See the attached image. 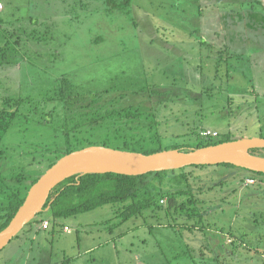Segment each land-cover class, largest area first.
<instances>
[{
  "label": "rangeland",
  "instance_id": "rangeland-1",
  "mask_svg": "<svg viewBox=\"0 0 264 264\" xmlns=\"http://www.w3.org/2000/svg\"><path fill=\"white\" fill-rule=\"evenodd\" d=\"M2 48L0 93L23 97L27 111L2 139L4 170L47 171L38 160L52 157L48 149L110 138L87 131L66 142L62 116L45 117L53 91L149 85L162 99L164 145L192 148L207 129L264 137V0H132L114 10L103 0H0ZM28 98L38 106L31 116ZM188 167L190 195L126 221L120 203L61 218L45 209L0 251V264H264V176Z\"/></svg>",
  "mask_w": 264,
  "mask_h": 264
},
{
  "label": "trees",
  "instance_id": "trees-1",
  "mask_svg": "<svg viewBox=\"0 0 264 264\" xmlns=\"http://www.w3.org/2000/svg\"><path fill=\"white\" fill-rule=\"evenodd\" d=\"M103 1L109 10H114L128 8L132 0ZM35 32L36 30L29 32L30 37L40 40ZM21 39L22 37L19 35L17 43ZM2 51L5 53V48L0 49V52ZM0 57L3 58L2 55ZM3 62L0 61V67ZM65 88L67 89L64 86L62 90ZM153 89L155 88L149 85L129 91L108 87L103 90L87 92L81 96L80 94L72 95L71 91L67 95L53 91L51 101L56 105L53 110L45 113V117L52 116L53 113L62 116L61 126L65 127L66 142H71L73 138L79 140L80 136L87 131H105L110 138L101 145L145 154L164 149L189 151L193 148L235 139L231 134L219 133V136L214 138L197 137V142L192 148L179 144L164 145L160 130L159 108H157L162 99H154L160 92H153ZM28 100V116H31V112L36 113L38 106L36 107L31 99L28 98ZM24 102L26 103V100L23 97L0 93V164L9 160V157L4 155L7 147L1 145L2 139L11 129L16 118L26 114ZM90 145L92 144L85 143L74 147L68 144L64 149L55 150L54 153L48 149L47 151L52 157L43 156L38 162L46 161L45 165L47 164L46 168L48 169L64 155ZM251 152L264 156V148H254ZM222 164L237 167L233 164ZM205 166L191 165L190 168ZM186 168L189 167L154 171L142 175H123L111 172L76 174L53 188L45 209L48 208L54 218H61L86 212L104 204L120 203L122 204L120 215L122 221H126L148 209L158 211L164 206L162 200H166V198L172 200L178 195H190L192 187L190 188V176ZM246 170L251 173V176H264L263 172ZM44 173L45 171L41 172L40 169H29L24 163L13 164L7 170L0 168V231L10 223L23 204L31 186ZM196 199L193 198L190 201H197Z\"/></svg>",
  "mask_w": 264,
  "mask_h": 264
},
{
  "label": "water",
  "instance_id": "water-1",
  "mask_svg": "<svg viewBox=\"0 0 264 264\" xmlns=\"http://www.w3.org/2000/svg\"><path fill=\"white\" fill-rule=\"evenodd\" d=\"M254 148H264V137L234 139L189 151L164 149L151 154L105 145H90L74 150L58 159L31 186L10 223L0 231V251L45 210L53 188L73 175L109 172L142 175L191 165L220 163L264 173V156L253 154L251 150Z\"/></svg>",
  "mask_w": 264,
  "mask_h": 264
},
{
  "label": "built area",
  "instance_id": "built-area-1",
  "mask_svg": "<svg viewBox=\"0 0 264 264\" xmlns=\"http://www.w3.org/2000/svg\"><path fill=\"white\" fill-rule=\"evenodd\" d=\"M201 135H202V137H204V138H208V137H213V138H214V137H218V136H219V132L216 131V130H210V129H207V130L203 131V132L201 133ZM248 181L251 182V183H254V182H255L254 179H248ZM162 202H165V199L162 200ZM48 226H49L48 221H45V222L43 223V225H42V227H43L44 229L48 228Z\"/></svg>",
  "mask_w": 264,
  "mask_h": 264
}]
</instances>
